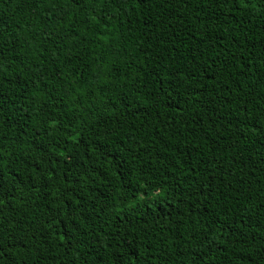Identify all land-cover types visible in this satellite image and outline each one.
Here are the masks:
<instances>
[{"label":"trees","instance_id":"trees-1","mask_svg":"<svg viewBox=\"0 0 264 264\" xmlns=\"http://www.w3.org/2000/svg\"><path fill=\"white\" fill-rule=\"evenodd\" d=\"M0 264H264V0H0Z\"/></svg>","mask_w":264,"mask_h":264}]
</instances>
